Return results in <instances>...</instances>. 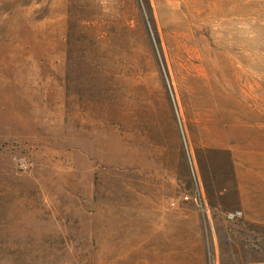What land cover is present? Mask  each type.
Here are the masks:
<instances>
[{
	"label": "rangeland",
	"instance_id": "rangeland-1",
	"mask_svg": "<svg viewBox=\"0 0 264 264\" xmlns=\"http://www.w3.org/2000/svg\"><path fill=\"white\" fill-rule=\"evenodd\" d=\"M241 129L264 136V0H0V264H264L242 211L206 253L161 215L213 213Z\"/></svg>",
	"mask_w": 264,
	"mask_h": 264
},
{
	"label": "crops",
	"instance_id": "crops-1",
	"mask_svg": "<svg viewBox=\"0 0 264 264\" xmlns=\"http://www.w3.org/2000/svg\"><path fill=\"white\" fill-rule=\"evenodd\" d=\"M247 133L248 130L241 129V132L233 137V141L227 137L224 142L217 143L220 146L214 145L225 148L230 142L234 143L232 167L223 169L225 172L222 182L217 165L213 168L215 169L213 180L208 181L210 180L208 178L204 180L203 194L213 213L206 215L193 211L190 206H185L182 202L178 203L171 212H161L164 220L179 221L181 227L185 228L192 237L187 243L196 247L194 249H198L199 252L206 253L211 244L218 250L222 240L229 238L231 232L222 222L221 217L226 212L242 211L245 214L246 225L252 223V225L264 226V136L255 137L254 140V137ZM252 138L258 142L250 141ZM161 225L167 228L165 221H161ZM241 230L243 233L247 227L244 225ZM222 233H224L223 237Z\"/></svg>",
	"mask_w": 264,
	"mask_h": 264
},
{
	"label": "built area",
	"instance_id": "built-area-1",
	"mask_svg": "<svg viewBox=\"0 0 264 264\" xmlns=\"http://www.w3.org/2000/svg\"><path fill=\"white\" fill-rule=\"evenodd\" d=\"M184 201H189V197H185L184 198ZM240 217H242V213H230L229 215H228V219L229 220H231V221H235V220H237V219H239Z\"/></svg>",
	"mask_w": 264,
	"mask_h": 264
}]
</instances>
